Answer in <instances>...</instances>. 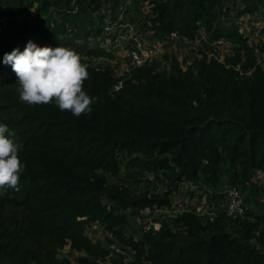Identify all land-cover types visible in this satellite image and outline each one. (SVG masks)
Returning <instances> with one entry per match:
<instances>
[{"label": "trees", "instance_id": "obj_1", "mask_svg": "<svg viewBox=\"0 0 264 264\" xmlns=\"http://www.w3.org/2000/svg\"><path fill=\"white\" fill-rule=\"evenodd\" d=\"M259 7L264 0H0V17L12 23L0 22V124L23 145L26 165L19 190L0 192V264H264V203L256 199L263 186L250 182L264 172V71L247 44L254 30L237 23ZM29 10L28 19H13ZM119 24L147 45L173 34L170 46L193 48L188 64L182 69L172 54L159 56L166 67L158 58L121 75L100 67L114 58L102 42L114 44ZM29 41L79 54L90 113L77 118L19 100L3 57ZM217 41L231 44L221 62L206 55ZM221 184L259 211L232 220L216 206L212 222L197 217L200 198L221 203ZM177 195L186 212L134 235L129 218L169 210ZM94 223L111 236L105 241L133 251L129 263L85 235Z\"/></svg>", "mask_w": 264, "mask_h": 264}, {"label": "clouds", "instance_id": "obj_2", "mask_svg": "<svg viewBox=\"0 0 264 264\" xmlns=\"http://www.w3.org/2000/svg\"><path fill=\"white\" fill-rule=\"evenodd\" d=\"M3 64L11 66L19 85V100L28 106L52 104L61 112L79 118L92 111L93 98L84 90L89 79L87 66L71 48L38 47L31 41L21 52L5 54ZM23 145L15 133L0 124V192L18 191L26 165L19 158Z\"/></svg>", "mask_w": 264, "mask_h": 264}, {"label": "built area", "instance_id": "obj_3", "mask_svg": "<svg viewBox=\"0 0 264 264\" xmlns=\"http://www.w3.org/2000/svg\"><path fill=\"white\" fill-rule=\"evenodd\" d=\"M126 3H128V1ZM250 16H255L253 24L251 26L244 25L243 24L244 21L242 19ZM243 18L237 20V23L240 24V31L242 32L246 31V33H248L251 31V29L254 30L252 34V39H250L247 42V44L253 49V53L255 55L254 65L260 68L262 71H264V8L259 7L258 12L256 14L246 15ZM128 28L132 30L131 27ZM112 29H114L113 26L105 27L106 33H111L113 31ZM131 39L135 42V45L132 46L133 49L128 50L129 67L125 72H127L129 69H133L135 67L140 66L144 61H150L151 59H156L155 56L150 58L141 57L139 54L141 53V49L147 47L150 48L149 50L159 49L160 51L162 50L164 51V49L168 47L165 45L166 44L169 45L168 42L173 41L175 39V36L171 34L168 40H163L151 45H147L142 42L141 43L137 42L136 38L134 37V33L132 34ZM170 47L172 48V46ZM230 54H231V44L222 41H217L211 45V50L207 52L206 55L207 58L211 57L217 62H221L223 56ZM220 56L222 57L219 58ZM187 64L188 62L185 63V66ZM185 66H183V69ZM253 69L254 66L250 69H247L245 74L250 75ZM119 87H120V83H117L112 86V90L116 91ZM143 179L147 181H151L152 174L145 173L143 175ZM250 182L252 185L257 187L260 185L263 186L262 187L263 191L256 197V199L259 204L264 203V172H260V171L254 172V175L252 176ZM217 190L222 197L221 203L219 204H216L215 202L207 203L206 198L202 197L200 198V200L196 202L193 213L201 219H205L208 222H212L216 216L215 213L217 209L216 206H219V208L223 210V213L227 218L232 220L244 219L245 218L244 214L246 212V209H250V205H246L244 203V198L242 194L239 192V190L236 187L227 184L219 185ZM182 212H186L184 203L182 202L181 197L177 195L176 199L174 200V206L171 209L158 210V211H143L140 213V215H134L131 218H129V225L133 230L134 235H139L141 233H146L148 231L156 232L160 228V223L155 219H160V220L174 219L177 215L181 214ZM259 231L263 233V237H264V223H262L259 226ZM85 235L88 238L92 239L93 242L96 241L100 242L102 246L105 248V250L108 252V257H110V259L112 258L120 259L123 263H129L131 261L133 251L130 248L117 245L114 242L105 241L104 240L105 236H107L109 239L111 238V236L101 227H99L98 224L94 223L86 227ZM134 240L135 239L133 238V241ZM64 248L67 249V247ZM65 251H66L65 249L64 251H61V254L64 255L63 252ZM103 264H115V263L107 260Z\"/></svg>", "mask_w": 264, "mask_h": 264}, {"label": "rangeland", "instance_id": "obj_4", "mask_svg": "<svg viewBox=\"0 0 264 264\" xmlns=\"http://www.w3.org/2000/svg\"><path fill=\"white\" fill-rule=\"evenodd\" d=\"M33 15H34V12L32 10H29L27 14L18 15L16 17H14L13 19H15V20H21L23 18L28 19V16H33ZM254 19H255V16L243 18L242 19L244 21L243 24L246 26H251L253 24ZM0 22L3 23L6 28H9L12 25V23L6 22L5 19H3L1 17H0ZM117 27L118 28L116 31L118 32L117 35H119V37L115 39L114 44H111V41L109 38L105 39V41L102 42L103 46H104V44L109 45V43H110V45H111L110 47L112 49L114 58L111 60H101L98 63L96 61V63L98 65H100V67L109 66L113 69L115 75H121V74L125 73V71L129 67L128 66V60H129L128 59V55H129L128 50L131 48V44H129V47L127 49H125V44H126V42H128L131 39V36L135 32V29L131 30V29L127 28V30H125V28L127 26L121 25V24L117 25ZM165 46H168V47H166V49H164V51L163 50L160 51L159 49L149 50L150 48L145 47V48L141 49V53H139V54L141 57L150 58V57L155 56V58L158 57V59H159V56L166 55V57H170L173 54L175 59L177 60V62H179L180 67L183 69L184 64H183L182 60L184 57H188L190 55L189 52H191L193 48L192 47H180V48L179 47H176V48L172 47L171 48L170 45H167V44ZM221 57L222 56H220L219 58H221ZM166 61L164 59H161L160 66L165 67V64H167ZM248 205H250V209L252 210V212L256 213L259 211V205H257L256 203H250ZM64 249L66 251L63 252V254L67 255V249L63 248L62 251H64ZM75 255L76 254H74V256ZM71 263L76 264V263L72 262V260H71Z\"/></svg>", "mask_w": 264, "mask_h": 264}]
</instances>
